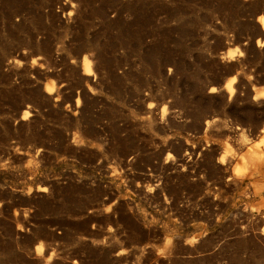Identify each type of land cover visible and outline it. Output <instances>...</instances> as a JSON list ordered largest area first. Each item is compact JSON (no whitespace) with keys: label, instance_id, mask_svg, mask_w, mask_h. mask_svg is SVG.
Here are the masks:
<instances>
[{"label":"rangeland","instance_id":"1","mask_svg":"<svg viewBox=\"0 0 264 264\" xmlns=\"http://www.w3.org/2000/svg\"><path fill=\"white\" fill-rule=\"evenodd\" d=\"M261 17L0 0V264H264Z\"/></svg>","mask_w":264,"mask_h":264},{"label":"bare ground","instance_id":"2","mask_svg":"<svg viewBox=\"0 0 264 264\" xmlns=\"http://www.w3.org/2000/svg\"><path fill=\"white\" fill-rule=\"evenodd\" d=\"M262 18V17H261ZM260 18V21H261V23H262V25H263V28H264V19H261ZM85 67H86V72H88V71H90L91 70V63H90V60L88 59V58H86L85 59ZM89 73V72H88ZM231 85V84H230ZM49 92H52V90L54 89V85L52 84H50V85H48L47 86V88H46Z\"/></svg>","mask_w":264,"mask_h":264},{"label":"snow or ice","instance_id":"3","mask_svg":"<svg viewBox=\"0 0 264 264\" xmlns=\"http://www.w3.org/2000/svg\"><path fill=\"white\" fill-rule=\"evenodd\" d=\"M261 19H264V17H262ZM213 91H215V90L213 89Z\"/></svg>","mask_w":264,"mask_h":264}]
</instances>
